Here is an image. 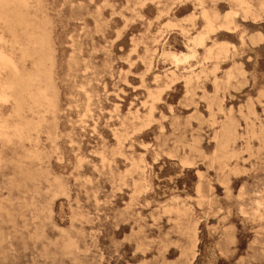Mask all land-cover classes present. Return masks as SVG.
Returning a JSON list of instances; mask_svg holds the SVG:
<instances>
[{
    "label": "rangeland",
    "instance_id": "1",
    "mask_svg": "<svg viewBox=\"0 0 264 264\" xmlns=\"http://www.w3.org/2000/svg\"><path fill=\"white\" fill-rule=\"evenodd\" d=\"M25 2L43 50H0L50 102L0 106V264H264V0Z\"/></svg>",
    "mask_w": 264,
    "mask_h": 264
},
{
    "label": "bare ground",
    "instance_id": "2",
    "mask_svg": "<svg viewBox=\"0 0 264 264\" xmlns=\"http://www.w3.org/2000/svg\"><path fill=\"white\" fill-rule=\"evenodd\" d=\"M25 3V0H0V23H4L8 30H10V33L13 36L14 46L19 45L17 36L18 29L23 28L26 31L29 27L26 15L22 11ZM241 4L243 5L246 3L241 2ZM205 18L207 20L208 27L212 28L214 24L213 20L207 15H205ZM195 41L199 44H203V38L201 36L197 37ZM27 42L28 47L19 45V48L17 49L20 52L21 61L24 62H26L36 50H43L44 44L42 36L35 32H31ZM176 60L179 61V58H176ZM0 71H7L9 73V79L3 84L0 82V106L2 104H8L12 101L15 104V110L18 115L21 110H24L27 98H32L34 103L49 100L46 87L42 89L38 88L36 93L33 91L36 82H40L42 80V70L36 74L24 75L20 69L19 61H17L13 55H8L0 50ZM26 127L27 126L24 124L16 128H12L8 121L4 123L0 122V138L10 142L11 137L14 134L21 139L25 135V131L27 130ZM23 163L24 162H21V165H23Z\"/></svg>",
    "mask_w": 264,
    "mask_h": 264
}]
</instances>
